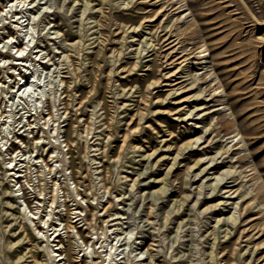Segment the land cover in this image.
Masks as SVG:
<instances>
[{
    "label": "rangeland",
    "instance_id": "374dc122",
    "mask_svg": "<svg viewBox=\"0 0 264 264\" xmlns=\"http://www.w3.org/2000/svg\"><path fill=\"white\" fill-rule=\"evenodd\" d=\"M185 1L137 0L127 5L130 0H29L23 8V35L30 18L35 30L31 47L43 52L22 72L26 77L21 82L15 76L8 81L0 68V81H7L9 92L0 103L19 122L5 136L11 139L17 131L31 139L27 149L12 145L14 139L6 146L0 143V264H54L33 224L19 213L24 206L33 216L28 204L45 219L53 210L50 221L63 231L57 253H67L73 264H264V0ZM6 4L0 0V11ZM10 16L0 18L2 45L7 38L2 28L12 27ZM167 38L175 41L167 45ZM4 48L1 65L3 57H14ZM205 48L211 63L200 69ZM184 53L186 65L170 64ZM10 62L14 60L6 66ZM177 69L180 73L170 77ZM178 77V85H165ZM193 77L198 80L191 88ZM33 80L38 82L36 97L26 93L16 99L11 92L15 84ZM222 88L226 97L217 96ZM50 103L59 109H53L55 122L48 121L46 127L43 117L48 118ZM202 105L211 113L204 115ZM28 120L35 136H44L46 143L58 126L60 142L73 126L82 134L78 148L66 157L72 174H52L44 164L31 161L22 168V175L30 172L31 183L25 174L13 188L16 179L4 162L14 152L25 158L35 150L32 128L19 131ZM45 145L44 157L54 164L46 155L52 145ZM38 149L33 159L41 156V145ZM61 149L68 153L63 142ZM55 182L69 190L64 193ZM241 190L247 193L245 199L239 196ZM53 191L59 197L50 208ZM68 218L80 237L63 229ZM22 223L29 227L27 234Z\"/></svg>",
    "mask_w": 264,
    "mask_h": 264
},
{
    "label": "bare ground",
    "instance_id": "6f19581e",
    "mask_svg": "<svg viewBox=\"0 0 264 264\" xmlns=\"http://www.w3.org/2000/svg\"><path fill=\"white\" fill-rule=\"evenodd\" d=\"M135 1V3L137 2V0H130V2H128L127 3V5L128 4H130V3H133ZM185 1V0H184ZM29 2V0H7V4L6 5H4L3 6V9H2V11H0V18H2L4 15H8V14H10L11 13V18H13V20H11L12 21V27L10 28V30L12 31V32H16V34H11V31L10 30H8L7 29V27L6 26H4L3 28H2V34H7V38H3V42H4V45H2V42H0V46H1V48H0V54H1V56H2V54H3V52H4V50H2L4 47H8V50H6V54H13L14 55V57L13 58H11V57H7V58H5V57H3V65H1L0 64V68H2L3 70H4V73H5V77H7V80L8 81H13V76H15V78H16V80L17 81H23L24 79H25V74H22V72H24L25 70H26V72L29 70V65L31 66L32 64L30 63V62H35V60L38 58V56H39V53L41 52V50H37V51H34L33 52V49H35V48H37V47H35V45L33 46V47H31V45L33 44V42H34V38H35V36H34V28L32 27V25H31V19L29 18V19H27L26 21H28V20H30L29 21V23H28V26H27V30H26V34L25 35H23V31H24V23H25V20H24V18L26 17L25 16V12L23 11V8L26 6V4ZM186 2V1H185ZM107 3V2H106ZM105 4V3H104ZM34 5V4H33ZM32 4H31V6H33ZM180 7H183V6H180ZM19 8H21V9H19ZM26 9H28L27 7H26ZM113 9V8H112ZM22 14H24V15H22ZM184 17H187V14H185V16ZM7 19V18H6ZM2 20H0V22H1ZM147 21H149V22H154L155 21V19L154 18H150V19H148ZM103 25V24H102ZM134 30L136 29L135 27L133 28ZM133 30V31H134ZM165 41H169L168 43H167V45H170L171 43H173L175 40H173V39H171V38H167ZM103 42H105V41H103ZM5 49V48H4ZM36 50V49H35ZM43 52V51H42ZM41 52V53H42ZM203 55H202V57L200 58L201 59V62H200V69H207L209 66V64L211 63V61L209 60V59H211V52H210V50H209V48H205L203 51ZM34 53H37L36 54V56L33 58V54ZM40 53V54H41ZM187 54H183V55H181V56H179L177 59H176V61H173V62H170V64L171 65H173L175 62H177V61H179L177 64H183V63H185V65H186V62L188 63V59L189 58H184L185 56H186ZM69 56V55H68ZM70 58V57H69ZM184 58V59H183ZM10 60H14V63H9L7 66H6V64L10 61ZM41 60V59H40ZM39 61V60H38ZM170 61V59H167V61L166 62H169ZM30 63V64H29ZM17 66H19V69L17 68ZM33 68V67H32ZM17 69L19 70V73H16V71H17ZM37 70V69H36ZM178 70L179 69H177L176 71H174V72H172L171 74H170V77H176L177 76V74H179L180 72H178ZM180 71H182V69L180 70ZM34 73V72H33ZM16 75H18V77L20 76V78H17V76ZM36 75V74H35ZM40 75V74H39ZM189 76V75H188ZM35 77V76H34ZM42 77V76H41ZM38 78V77H37ZM169 78V76H167L166 77V79H168ZM179 78H181V77H178V78H176L175 80H171V82L170 83H166L165 85H171V86H174V85H178L179 83H181V81H178V79ZM19 79V80H18ZM34 79H36V78H34ZM39 79V78H38ZM37 79V80H38ZM169 79H171V78H169ZM191 79V78H190ZM193 80H192V82H190V84H192L190 87L191 88H194V86L196 85V81L198 80L196 77H193L192 78ZM32 80V79H31ZM173 81V82H172ZM16 82V81H15ZM20 82H18L17 84H15V86L13 87V90H11V92L14 94V97L17 99V97L18 98H20V99H22L23 98V96L25 97V94L26 93H28L29 94V96L31 97V96H33V98H34V95H35V89H34V87L36 86V84L38 83V82H35V80H33L32 82H30V81H28L26 84H21ZM6 83H7V81H5L4 83H1V81H0V100H4V98H5V96H8L9 94V92H6L5 90V87H6ZM66 83V82H65ZM66 85H67V83H66ZM9 86V85H8ZM66 87V86H65ZM10 88V87H9ZM17 88V89H16ZM70 87H69V84H68V86H67V89H69ZM179 89H181L180 87L179 88H177V89H173V90H171L170 91V93H169V95H171V94H176L177 93V91H179ZM33 90H34V92H33ZM9 91V90H8ZM38 91V90H37ZM40 95L42 94V98H44V92H45V90L43 89V90H41L40 89ZM37 93V92H36ZM39 94V93H38ZM5 95V96H4ZM227 96V93L225 92V90L222 88V89H220V91H219V94L217 95L218 97H221V96ZM11 96H12V94H11ZM47 96V95H46ZM51 96V95H50ZM55 96V95H54ZM53 96V97H54ZM35 97H36V95H35ZM40 97V96H39ZM53 97H52V99H53ZM9 98V97H8ZM11 98V97H10ZM29 98V97H28ZM32 98V97H31ZM41 98V99H42ZM46 98H48V97H46ZM55 99H56V97H55ZM12 100H13V98H12ZM15 100V99H14ZM32 100V99H31ZM34 100V99H33ZM40 100V99H39ZM44 100V99H43ZM57 100V99H56ZM16 102H17V100H15ZM203 101H211V100H203ZM4 102V101H3ZM6 102V101H5ZM26 102V101H25ZM31 102V101H30ZM35 102V101H34ZM47 102V101H46ZM54 102V101H53ZM24 103V102H23ZM36 103V102H35ZM34 103V104H35ZM40 103V102H39ZM38 103V104H39ZM227 102H223L222 104H226ZM13 104H15V103H13ZM31 104V103H30ZM29 104V105H30ZM41 104H44V103H42V101H41ZM64 104V103H63ZM6 105V104H5ZM50 105H51V103H50ZM7 106H8V104L5 106V108H7ZM25 106V105H24ZM40 107H41V105H39ZM12 107V106H11ZM33 107H34V105H33ZM43 107V106H42ZM13 109H14V107H12ZM58 108V107H57ZM57 108H54V105H51V112L48 114V118H46V116H44L43 117V119L45 120V122H44V124H45V126L47 125V123H48V121H50V120H52V121H54V116L56 115V113L54 114V111H53V109H57ZM59 109V108H58ZM200 110H202V111H205L206 109H209L208 107H206L205 105L203 106H200V108H199ZM28 110V109H27ZM36 110H37V107H36ZM38 110H39V108H38ZM50 110V109H49ZM21 111V110H20ZM42 111V110H41ZM40 110H39V113L41 112ZM48 111V110H47ZM68 111V109L66 108V103H65V112L64 113H68L67 112ZM213 111H216V110H213ZM35 112H37V111H35ZM58 112V111H57ZM23 113V112H22ZM27 113V112H26ZM209 113H211V112H209V111H205L204 112V115H208ZM7 114V115H6ZM28 114H29V112H28ZM60 115V114H59ZM22 116V115H21ZM21 116H20V118L19 119H21ZM40 116H41V114H40ZM58 116V115H57ZM62 116V115H61ZM16 117H14L13 116V114H12V110H7V109H5V110H3V106L1 105V103H0V143H3L4 144V146H6V145H8V143H9V141L11 140V139H14V141H12V145L14 144L15 145V143H21V145H24V147H26V149H27V147L28 146H30V143H31V139L30 140H28V141H26V138L28 137V136H26V135H23V133H17V131H16V133L15 134H13V136L11 137V139L8 137V136H5V132L9 129L10 130V135L12 134V130H11V126H13L16 122H17V120L15 119ZM59 118H60V116H59ZM38 119V118H37ZM42 119V118H41ZM70 119H72V117H70ZM60 120V119H59ZM132 120H133V118H132ZM132 120L129 122V125H131L132 124ZM3 121V122H2ZM57 121V120H56ZM55 122V121H54ZM58 122V121H57ZM65 122V121H64ZM74 122V121H73ZM17 123H19V122H17ZM50 123V122H49ZM75 123V122H74ZM21 124V123H20ZM26 124V123H25ZM37 124V123H36ZM62 124V123H61ZM18 125V124H17ZM34 124L32 123V122H30L29 120H28V124L27 125H23L20 129H19V131L21 130V129H24L26 126H29V127H31L32 128V130L30 131V134H32V144L33 145H36L35 146V150L34 151H37V152H39L38 150V145H41V148H43V152L41 153V156H39L40 154L39 153H37L36 155H35V157H34V159H33V155H34V151H33V153L32 154H30L29 156H27V155H25L26 157L24 158H22V157H20L19 158V152L17 151V152H14L16 155L15 156H12V158H11V160L10 161H7V162H4V164H5V167L4 168H6V172L8 173V175H11V176H13L12 178H15L16 179V181L15 180H11L12 182H16V184L15 185H13V188L14 187H16V186H18V182H17V180H18V178H20V177H22L23 178V176L25 175L26 176V178H27V182H28V185H29V183H31V182H29V180L30 179H28V173H30V172H28L27 171V169H26V173L24 174V175H22V173L24 172L23 171V167H28L29 166V163L31 162V161H35V165H37L38 163H41V164H44V166L45 167H47V168H49V173H52L54 170H60V172H66L67 174H68V172L70 171V173L72 174V170H71V168L72 167H67L68 166V164H67V155L68 154H70V151L72 150V148L74 147V148H78V138L80 137V135H82V134H78L77 135V132L78 131H76V128L73 126L70 130H66L65 132H67V134L65 135V139L62 141L64 144H65V148H67V151H68V153H64L63 151H62V142H60V138H59V135H60V133H59V126H58V128L57 129H55V130H53L52 129V131H51V133L50 134H52V135H54L55 137H54V139L53 140H51V136L48 138L49 139V141H48V143H46V140H45V137L44 136H41V137H36L35 136V132H34V129H35V127L33 126ZM54 125H55V123H54ZM67 125H69V124H67ZM104 125H106V124H104ZM85 126H87V125H85ZM37 127V126H36ZM47 127V126H46ZM54 128V127H53ZM86 128V127H85ZM106 128H108L109 129V126L107 125L106 126ZM14 129L16 130V128H15V126H14ZM87 129H88V127H87ZM90 129V128H89ZM51 130V129H50ZM64 130V129H63ZM26 131H28V130H26V128H25V130H24V132H26ZM91 132V131H90ZM44 133H46V131L44 132ZM47 133H49V131L47 132ZM85 134H87V133H85ZM84 134V135H85ZM91 134V133H90ZM89 134V135H90ZM9 135V136H10ZM62 136V135H61ZM60 136V137H61ZM64 136V135H63ZM30 137V136H29ZM108 138V137H107ZM113 138V136L112 135H109V138L108 139H112ZM56 139V140H55ZM83 139V138H82ZM241 142L243 143L244 142V137L243 136H241ZM62 140V139H61ZM60 142L59 144H57V142ZM80 141V140H79ZM198 141H200V138H198L196 141H195V143H197ZM88 142V141H87ZM45 144H47V145H52V147L50 146V149H49V151H48V153L46 154V155H49V158H52V161H54V164H50L49 162H50V160H47L45 157H44V153H45V151H46V145ZM1 145V144H0ZM242 145H244V144H242ZM3 146V147H4ZM64 146V145H63ZM32 147V146H31ZM30 147V148H31ZM185 147H189V145H186ZM190 147H192V145H190ZM5 148V147H4ZM11 148V147H10ZM52 148H54V151H51V149ZM83 148H84V146H83ZM88 148V147H87ZM9 149V148H8ZM85 149H86V147H85ZM84 149V150H85ZM4 149H2L1 151H3ZM5 151V150H4ZM66 151V152H67ZM94 151V150H93ZM102 154H104V152H105V149L104 148H102ZM27 152V151H26ZM7 153H9V152H7ZM85 153V152H84ZM12 154V153H11ZM29 154V153H28ZM83 154V153H82ZM5 155H6V153H5ZM8 155V154H7ZM70 156V155H69ZM86 156V155H85ZM67 157V158H66ZM69 158H71V156L69 157ZM8 159V158H7ZM27 159H29V161L28 162H26V160ZM9 160V159H8ZM95 160V159H94ZM75 161V160H74ZM74 161H70L69 163H73ZM103 162V161H102ZM21 163V164H20ZM104 163V162H103ZM25 164V165H24ZM95 164V163H94ZM101 164V163H100ZM61 167V168H60ZM98 167V166H97ZM40 168V167H39ZM56 168V169H55ZM22 169V170H21ZM34 169V168H33ZM42 169V168H41ZM28 170H30V169H28ZM40 170V169H39ZM39 170H38V172H39ZM101 170H102V168H101ZM100 170V171H101ZM32 172V171H31ZM36 172V171H35ZM40 173V172H39ZM39 173H37L38 174V177H42V175H40ZM45 173V172H44ZM49 173H47V175L49 174ZM99 173V172H98ZM227 173H233V171L232 170H228L227 171ZM36 174V175H37ZM53 174V173H52ZM55 174V173H54ZM63 174V173H62ZM235 174V173H234ZM30 175V174H29ZM65 175V174H64ZM76 175V174H75ZM197 175V174H196ZM222 175L223 174H221L219 177H216V180L219 182V180L220 179H222L221 177H222ZM24 176V177H25ZM68 177H70V176H68ZM86 177V176H85ZM197 177V176H196ZM195 177V178H196ZM236 178V177H235ZM223 180V179H222ZM222 180H220V182L222 181ZM237 180V179H236ZM40 181V180H39ZM70 181V180H69ZM73 182V181H72ZM60 182H55L54 184H55V186L56 185H58L59 186V189H61V190H64V193L65 192H67L69 189L68 188H66V189H64L63 187H62V185H61V183L59 184ZM71 184V183H70ZM26 185H27V183H26ZM33 186V185H32ZM31 186V187H32ZM57 186V187H58ZM210 186H212V185H210ZM209 186V187H210ZM30 187V186H29ZM30 187V188H31ZM77 187V186H76ZM207 187V186H206ZM70 188H73V187H70ZM240 188V187H239ZM33 189V188H32ZM35 189V188H34ZM75 189V188H74ZM79 189V187L77 188V190ZM240 189H242V187L240 188ZM20 190L22 191V190H24L23 189V185L21 184L20 185ZM36 190V189H35ZM72 190V189H71ZM80 190V189H79ZM211 190H212V188H211ZM238 190L239 189H237V190H235V191H233L232 192V194H235L236 192H238ZM38 191H40V194H42V191L41 190H38ZM37 191V192H38ZM55 191H56V189H55ZM55 191H53V194H52V198H51V201H50V208L51 207H53V205L56 203V199L59 197V196H57V194L55 193ZM73 191V190H72ZM76 191V190H75ZM82 191V190H81ZM212 191H214V190H212ZM230 191H232V189L231 190H229V192ZM25 192V191H24ZM59 192V191H58ZM63 192V191H62ZM77 192V195H78V198L80 197V194L78 193V191H76ZM226 192H228V191H226ZM11 193H14V191L12 190L11 191ZM17 193V192H16ZM39 194V196H41ZM63 194V193H62ZM68 194V193H67ZM75 194V193H74ZM59 195V194H58ZM16 197H17V195H15ZM239 196L241 197V198H246L247 197V193H245V192H242V190H241V193L239 194ZM238 196V197H239ZM43 197H45L44 195H43ZM216 196H209V198H207V199H214ZM237 197V198H238ZM18 198V197H17ZM25 198V197H24ZM23 199V198H22ZM41 199V198H40ZM82 200H83V198H81ZM17 200V199H16ZM59 200H60V198H59ZM64 200V199H63ZM66 200V199H65ZM47 201V200H46ZM83 201H85V200H83ZM25 202H27L26 201V199H25ZM62 202V201H61ZM64 203V202H63ZM28 204V203H27ZM37 204V206H36V209L37 210H40L41 209V201L40 202H37L36 203ZM35 204V205H36ZM57 204V203H56ZM55 204V205H56ZM62 204V203H61ZM79 204V203H78ZM220 204V203H219ZM219 204H217L216 206H214V208H216ZM28 206V209H29V213L31 214V215H33V216H29V215H27L26 213V211H25V207L24 206H22L23 208H24V210L22 209H19V213L20 214H22L23 216H24V218H25V220L26 219H29V221L33 224V229H34V231L37 233V236H38V238H40L41 240H42V242H45V245L43 246V248H44V251L46 252V256H47V258H48V261L49 262H53L54 264H73L70 260H68V255H67V253H60V254H58L57 253V251H59L61 248H62V246L60 245L61 244V242L59 241V237H60V234H61V232H63V231H60V229L57 227V225L55 224V222H51L50 220H51V218H52V216H53V210H50V212L48 211V214H47V216H48V218L47 219H45V218H41V216H38V214H39V211L38 212H34V210H33V208H31L32 206H30L29 204L27 205ZM85 207H87V206H85ZM54 208V207H53ZM58 208V207H57ZM35 209V210H36ZM87 209V208H86ZM85 209V210H86ZM43 210V209H42ZM41 210V211H42ZM63 210V209H62ZM65 210L68 212V209L66 208V205H65ZM76 210H79V208H76ZM43 212V211H42ZM42 212H40V213H42ZM54 212H56L55 210H54ZM85 212V211H84ZM83 212V213H84ZM75 213H77V212H75ZM74 213V214H75ZM82 212H81V210H80V212H79V215L80 216H82L83 217V214ZM78 214V213H77ZM40 215V214H39ZM42 215V214H41ZM103 215V214H102ZM79 216V217H80ZM233 216H234V214H233ZM233 216H231L232 218H233ZM230 217V216H229ZM230 217V218H231ZM36 219H39L40 220V222H41V224H43V226H41V225H39L37 222H36ZM235 219V218H234ZM53 220V219H52ZM78 220H81V218H79ZM230 220V219H229ZM111 221H114V219L113 220H111ZM105 222H110L109 220H107V221H105ZM91 223V222H90ZM89 223V224H90ZM112 225H115V224H112ZM64 227H63V229L65 230V232L67 233V234H70L71 232H75L76 233V235H78V237H80V232L78 231V229H77V227H76V225L74 224V222L73 221H71V219H67L65 222H64V225H63ZM91 226H92V224H91ZM90 226V227H91ZM110 227V226H109ZM21 228L23 229V231L27 234V231H28V229H29V227L25 224V223H22L21 224ZM53 230V231H52ZM109 230V229H108ZM52 231V232H51ZM106 231H107V229H106ZM58 232H60V233H58ZM106 233V232H105ZM118 236V235H117ZM57 241H59L57 244H52V243H54V242H57ZM81 242V241H80ZM82 244V243H81ZM55 246H56V248H55ZM85 247H86V250H89V248H90V246L89 245H85ZM101 247V246H100ZM112 247H114L113 245H112ZM114 248H112L111 249V252L110 253H107L106 255L110 258L111 256H112V250H113ZM96 253V252H95ZM86 254H87V252H86ZM95 255V254H94ZM87 258H90L88 255H87ZM66 260V261H65ZM92 260V259H91ZM106 259H104V261H105ZM63 261H65V262H63ZM89 261V260H88ZM92 263V262H91ZM95 263V262H94Z\"/></svg>",
    "mask_w": 264,
    "mask_h": 264
}]
</instances>
